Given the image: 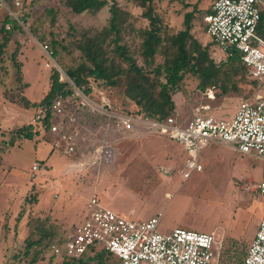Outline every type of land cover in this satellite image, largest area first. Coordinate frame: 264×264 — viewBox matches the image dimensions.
Wrapping results in <instances>:
<instances>
[{
    "label": "rangeland",
    "instance_id": "rangeland-1",
    "mask_svg": "<svg viewBox=\"0 0 264 264\" xmlns=\"http://www.w3.org/2000/svg\"><path fill=\"white\" fill-rule=\"evenodd\" d=\"M184 1L156 0L155 3L167 12L168 23L176 30L181 25ZM4 2L0 20L9 15L17 21L20 30L9 29L12 37L4 62L7 76L0 83V236L5 230L9 232L7 237H0V250L10 248L15 236L16 253L23 248L25 238L36 240L46 230L53 233V238H66L86 216L88 200L96 196L104 206L132 220L146 221L160 214L161 233L174 228L214 232L222 243L217 264L224 263L227 257L224 248L232 247L233 242L238 251L241 248L248 251L264 212V200L253 191L255 183L264 181V161L239 153L231 146L211 143L198 152L202 171H193L188 179H183L180 170L186 153L182 146L165 136L145 132L144 128H139L141 131L134 137L122 135L120 130L115 132V126L106 117L81 105L77 94L70 97L68 106L76 118L75 153L65 155L52 150L54 136L47 132L36 133L32 139L16 135V129L32 124L38 108L23 107L19 97L38 103L53 70L58 72L60 81L75 90L65 73L80 63L79 53L70 42L79 39L82 33L97 32L106 16L75 17L64 6V0ZM115 2L136 16L141 13L125 0ZM51 39L67 48L57 46L56 58L43 49L45 45L48 52H53ZM124 40L131 47L139 45L133 36H125ZM201 40H210L209 35H203ZM15 49L16 60L22 64L21 83L15 82L14 66L9 60ZM213 52L217 62L225 60L217 47ZM91 86L90 100L99 106L108 104L111 109L113 101L107 91L98 83ZM125 86L122 80V87ZM243 88L245 94L247 87ZM181 89L172 96L179 118L191 117L195 109L207 107L209 115L227 119L243 101L242 95L219 101L217 91L207 87L201 92L191 78L183 81ZM256 93L264 95V80ZM114 104L119 107L120 102ZM34 163L38 165L36 171L31 169ZM33 195L34 202L25 199ZM213 249L216 254V247ZM106 254L101 253L96 259L87 252L80 262L120 263L116 256ZM40 259L37 264L62 261L60 256L45 250Z\"/></svg>",
    "mask_w": 264,
    "mask_h": 264
},
{
    "label": "trees",
    "instance_id": "trees-1",
    "mask_svg": "<svg viewBox=\"0 0 264 264\" xmlns=\"http://www.w3.org/2000/svg\"><path fill=\"white\" fill-rule=\"evenodd\" d=\"M125 1L141 10L139 16L121 8L115 0L63 2L75 17L86 14L106 16L104 25L97 32L82 33L79 39L70 42L79 53L80 63L76 67L66 69L65 73L88 99L92 95L91 83H98L107 91V95L113 101L111 110L116 113L148 117L160 122L176 118L177 122L182 124L196 113H207V110L195 109L191 117L176 116L172 96L182 90L181 85L188 78L195 81L196 89L201 92L207 87L213 88L217 91L216 98L219 101L238 95L247 100L260 87L261 82L248 76L247 69L237 56L217 62L213 52L216 46L210 36L208 41L201 40L202 36L207 34L204 17L211 12L214 0L196 2L185 0L181 6L183 8L180 15L181 25L177 30L168 23L167 12L158 8L156 0ZM7 24L12 30H20L13 17L6 15L0 20V83L7 76L4 62L12 37L11 30L5 29ZM258 32L264 34V7L260 10ZM125 36L135 37L139 45L129 46L124 40ZM57 46L63 50L67 49L55 39H51L50 47L54 58L58 57ZM17 54L15 49L11 52L9 60L14 66L15 82L21 83L22 64L16 60ZM122 80H125V87H122ZM243 87H247L245 94L242 93ZM74 94L76 95L75 90L60 81L58 72L53 70L48 77L44 96L38 103H31L24 96L19 97V100L25 108L31 106L37 108L42 105L49 106L57 97L70 98ZM116 101L120 102L119 107L115 106ZM52 117V111L48 108L38 123L23 125L16 129L15 133L18 137L26 139H32L37 136L36 133H48ZM108 121L114 127V122ZM140 129L136 126L134 132H126L115 127L114 131L120 130L122 135L134 137L141 131ZM144 129L145 132L151 133L149 129ZM38 130L40 132H37ZM51 149L54 150L53 146ZM25 199L34 202L36 196ZM63 239L53 238V233L46 230L36 240L26 238L23 248L14 254L13 259L18 261V264L23 260L25 264H35L44 250L50 252L51 243L61 242ZM37 248L39 250H35ZM224 251L227 257L222 264H242L247 254V250L243 248L238 251L235 242L232 247L224 248ZM101 253L106 254L101 251L92 258H100L98 255ZM106 255L108 257V254ZM80 259L62 260L61 264H82Z\"/></svg>",
    "mask_w": 264,
    "mask_h": 264
},
{
    "label": "built area",
    "instance_id": "built-area-1",
    "mask_svg": "<svg viewBox=\"0 0 264 264\" xmlns=\"http://www.w3.org/2000/svg\"><path fill=\"white\" fill-rule=\"evenodd\" d=\"M1 6H5L4 0H0ZM263 6V0H214L211 12L204 17L207 34L225 60L237 56L248 76L258 82L264 80V34L258 32ZM6 28L10 29L9 24ZM43 49L47 55L52 54L47 46ZM75 92L81 97V105L114 122L116 128L126 132H134L136 126L147 128L182 146L186 153L180 170L183 179H188L193 171H202L198 152L211 143L231 146L239 153L264 161V95L256 93L240 101L235 113L227 119L196 113L179 124L176 118L160 122L119 114L108 104H95L77 88ZM69 101L70 98L57 97L49 106H38L32 121L38 123L46 110L51 109L53 120L48 133L54 136L53 148L65 155L75 153L77 135ZM31 169L38 170V165L34 163ZM253 191L264 200V181L255 183ZM86 212L71 234L50 244L51 254L62 260H79L87 252L94 255L95 251H105L116 256L119 264H217L222 243L214 232L174 228L161 233L160 214L146 221L132 220L104 206L96 196L88 200ZM242 264H264V212Z\"/></svg>",
    "mask_w": 264,
    "mask_h": 264
},
{
    "label": "crops",
    "instance_id": "crops-1",
    "mask_svg": "<svg viewBox=\"0 0 264 264\" xmlns=\"http://www.w3.org/2000/svg\"><path fill=\"white\" fill-rule=\"evenodd\" d=\"M0 227H1V225H0ZM1 233H2V235L0 237H4V235H5V237H7L9 235V232L6 231V230L4 232H1ZM8 247L9 246H6V248L2 247L1 250H0V264H18V261L13 259L15 250L17 249V245H16V242H15V236H14L13 242L10 244V248H8ZM9 249H11V251L9 253L10 257H9V254H7ZM40 260L41 259L39 258L38 261L35 264H37ZM20 264H25V261L23 260L22 262H20Z\"/></svg>",
    "mask_w": 264,
    "mask_h": 264
}]
</instances>
